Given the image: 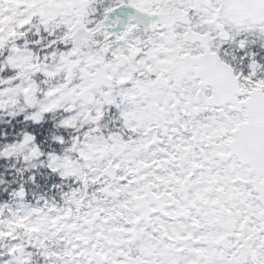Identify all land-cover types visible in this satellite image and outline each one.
<instances>
[{"label":"snow or ice","instance_id":"obj_1","mask_svg":"<svg viewBox=\"0 0 264 264\" xmlns=\"http://www.w3.org/2000/svg\"><path fill=\"white\" fill-rule=\"evenodd\" d=\"M0 264H264V0H0Z\"/></svg>","mask_w":264,"mask_h":264}]
</instances>
